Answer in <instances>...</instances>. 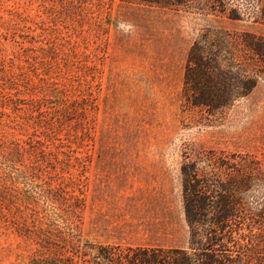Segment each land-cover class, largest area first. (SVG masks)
Returning <instances> with one entry per match:
<instances>
[{"label": "rangeland", "instance_id": "1", "mask_svg": "<svg viewBox=\"0 0 264 264\" xmlns=\"http://www.w3.org/2000/svg\"><path fill=\"white\" fill-rule=\"evenodd\" d=\"M81 1L0 0V264L50 249L90 264L72 241L185 247L186 156L249 153L264 170V74L214 116L180 97L199 33L264 35L262 0ZM38 231L49 235L42 253Z\"/></svg>", "mask_w": 264, "mask_h": 264}, {"label": "trees", "instance_id": "2", "mask_svg": "<svg viewBox=\"0 0 264 264\" xmlns=\"http://www.w3.org/2000/svg\"><path fill=\"white\" fill-rule=\"evenodd\" d=\"M123 1L164 7L180 2ZM67 2L74 7L75 2L82 1ZM262 4L264 9V0ZM53 46H42L40 51H56L57 44ZM27 53L29 61L30 51ZM263 74L264 35L250 32L234 35L206 27L187 52L180 92L182 106L214 116L247 97ZM4 94L2 89L0 97L3 99ZM3 99L0 106H3ZM16 99L8 97L17 105ZM61 111H57V117H64ZM12 150L30 155L29 146L17 144ZM180 176L183 213L188 228L185 247L129 248L127 252L118 253L110 245L88 247L72 241L71 249L79 250L78 254L84 259L90 257V264H264V170L259 161L249 153L226 155L211 150L196 158L186 156L180 166ZM18 225L26 228L30 235L29 227L20 219ZM48 236L41 231L36 235L40 253L50 249L43 245L47 244L45 238ZM39 256L34 257V264H79L72 255L61 257L56 252L51 253V249L49 255Z\"/></svg>", "mask_w": 264, "mask_h": 264}]
</instances>
